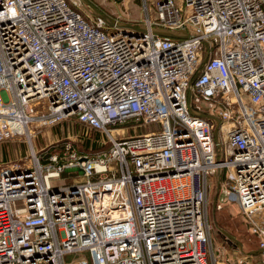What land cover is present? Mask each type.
I'll use <instances>...</instances> for the list:
<instances>
[{"label": "built area", "instance_id": "obj_1", "mask_svg": "<svg viewBox=\"0 0 264 264\" xmlns=\"http://www.w3.org/2000/svg\"><path fill=\"white\" fill-rule=\"evenodd\" d=\"M80 5L0 0V141L28 144L0 163V264H264V0ZM211 181L260 251L213 241Z\"/></svg>", "mask_w": 264, "mask_h": 264}, {"label": "rangeland", "instance_id": "obj_2", "mask_svg": "<svg viewBox=\"0 0 264 264\" xmlns=\"http://www.w3.org/2000/svg\"><path fill=\"white\" fill-rule=\"evenodd\" d=\"M91 3L111 16L115 17L121 21H134L139 17V7L138 0H91ZM81 8L88 17H93L95 13L81 0ZM70 122L61 120L52 125L41 126L35 131L34 135L31 136V143L37 149L44 144L54 141L57 138L65 136L66 132L69 130H76L77 125L75 123L70 126ZM153 125H147L140 129H136V132L145 130L146 128H151ZM130 128H124L125 134H131ZM75 146H78L81 150H87L90 146L91 148L97 147L96 144H88L87 139H83L78 142H73ZM87 143V144H85ZM84 145H89L84 148ZM28 150V144L24 141L23 136L10 137L3 141H0V160H12L19 156H23ZM215 184L211 181L207 190V211L210 221L213 225L212 239L214 242L220 240L221 237L219 230L216 226L223 228L232 240L240 241L243 244L244 250H250L257 246V237L248 231L247 223L245 222L244 216L239 212L237 205L234 202L223 201V205L220 208H214L212 210V202L215 196Z\"/></svg>", "mask_w": 264, "mask_h": 264}, {"label": "water", "instance_id": "obj_3", "mask_svg": "<svg viewBox=\"0 0 264 264\" xmlns=\"http://www.w3.org/2000/svg\"><path fill=\"white\" fill-rule=\"evenodd\" d=\"M94 13L95 15H99L101 17H103L105 19V21L109 24H113L116 26H131L127 23L124 22H119V21H115L114 18L107 12L98 9L97 7H95L92 3L91 0H82ZM113 1H120V0H113ZM139 29H141L140 27H138ZM157 34H161V35H169V36H178L176 33L174 32H168V31H164V30H158V31H154ZM213 136H214V140H215V136H216V126L213 129ZM224 196V192L219 193V199L223 198ZM215 201V199H214ZM214 201L212 202V210L214 209ZM216 228L218 230H220L221 232L226 233L227 235H229L225 230H223V228H220L218 226H216ZM238 245L240 247V249L243 252H246L243 248H242V243L240 241H238ZM257 251H260V249L254 250V251H250L251 253H255Z\"/></svg>", "mask_w": 264, "mask_h": 264}, {"label": "crops", "instance_id": "obj_4", "mask_svg": "<svg viewBox=\"0 0 264 264\" xmlns=\"http://www.w3.org/2000/svg\"><path fill=\"white\" fill-rule=\"evenodd\" d=\"M3 162V160H0V163H2ZM227 235V234H226ZM229 236V235H228ZM231 237V236H230ZM237 244H238V241H237ZM239 246V245H238ZM242 248H243V244H242ZM254 250H257V246L256 247H254V248H252V249H250V250H245V251H254Z\"/></svg>", "mask_w": 264, "mask_h": 264}, {"label": "trees", "instance_id": "obj_5", "mask_svg": "<svg viewBox=\"0 0 264 264\" xmlns=\"http://www.w3.org/2000/svg\"><path fill=\"white\" fill-rule=\"evenodd\" d=\"M146 126H147V125H146ZM146 126H145V127H146ZM146 129H148V128H146ZM87 140H88V144H89V145L93 144V142H91L89 139H87ZM85 144H87V143H85ZM89 145H84L83 147L86 148V147L89 146Z\"/></svg>", "mask_w": 264, "mask_h": 264}]
</instances>
